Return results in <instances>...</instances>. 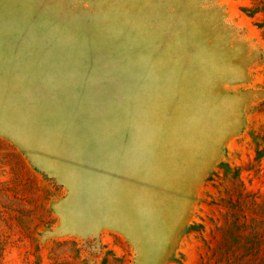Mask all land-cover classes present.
Instances as JSON below:
<instances>
[{
	"label": "rangeland",
	"instance_id": "1",
	"mask_svg": "<svg viewBox=\"0 0 264 264\" xmlns=\"http://www.w3.org/2000/svg\"><path fill=\"white\" fill-rule=\"evenodd\" d=\"M256 0H0V264H264Z\"/></svg>",
	"mask_w": 264,
	"mask_h": 264
},
{
	"label": "trees",
	"instance_id": "2",
	"mask_svg": "<svg viewBox=\"0 0 264 264\" xmlns=\"http://www.w3.org/2000/svg\"><path fill=\"white\" fill-rule=\"evenodd\" d=\"M243 10L246 11L250 16H255L257 13H264V0H256V3L253 6L244 7ZM256 24L260 29H262L264 37V19Z\"/></svg>",
	"mask_w": 264,
	"mask_h": 264
}]
</instances>
